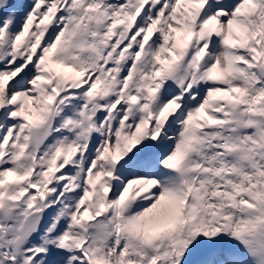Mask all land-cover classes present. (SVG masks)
<instances>
[{
    "label": "snow or ice",
    "instance_id": "snow-or-ice-1",
    "mask_svg": "<svg viewBox=\"0 0 264 264\" xmlns=\"http://www.w3.org/2000/svg\"><path fill=\"white\" fill-rule=\"evenodd\" d=\"M0 264H264V0H0Z\"/></svg>",
    "mask_w": 264,
    "mask_h": 264
}]
</instances>
